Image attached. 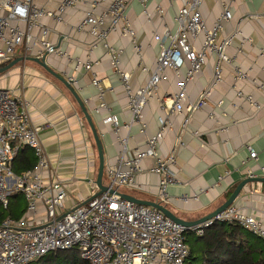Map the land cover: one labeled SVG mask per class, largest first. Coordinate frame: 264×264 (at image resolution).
<instances>
[{
    "label": "crops",
    "instance_id": "1",
    "mask_svg": "<svg viewBox=\"0 0 264 264\" xmlns=\"http://www.w3.org/2000/svg\"><path fill=\"white\" fill-rule=\"evenodd\" d=\"M91 1H99L95 12L101 14L112 0H87ZM229 1L203 0L201 12L208 28L213 27L222 12V3ZM61 3L62 0H52L46 8L59 13ZM182 5L181 0H133L126 15L135 32V43L132 37L122 35L120 31L108 34L106 43L120 53V68L131 75L129 84L132 91L147 84L162 48L156 35L162 36L166 28L176 31L175 18ZM157 7L163 10L162 16L157 13ZM87 9V3H82L76 8L66 9L61 22L52 19H43L42 22L50 29L49 40L70 56L63 59L49 56L47 62L63 78L74 77L73 87L92 115L103 143L105 170L119 160L122 150L119 139L128 140L127 148L131 155L137 148L145 150L147 137L160 130L159 118H167L171 127L166 129L158 152L163 158L175 155L176 160L171 166L175 182L168 188L169 199L164 206L179 219L194 222L212 214L248 178L249 170L256 178H264L261 170L264 167V0L232 2L233 20L225 25L220 38L231 37L236 29L239 30L227 55L234 66L247 74L248 79H235L232 69L224 66L222 81L213 86L217 58L211 54L202 71L187 85L185 110L171 115L168 110L172 106L170 96L177 91L178 78L174 71L166 70L167 79L159 84L158 96L150 101L143 113L148 126L146 134L141 133L139 125L134 124L130 131L125 127L131 121L128 94L111 64L104 42H99L91 50L96 38L88 30L79 29ZM252 16L257 18L252 19ZM110 22L107 17L103 27L107 28ZM21 28L25 29V26L21 25ZM190 42L198 51L203 38L194 41L190 37ZM21 57L23 55L17 53L15 60ZM78 60L94 63L93 71L107 88L104 97L110 113L118 118V133L103 124L109 111H96L98 91L85 68L75 71ZM186 72L187 67L181 70V76L184 77ZM209 87L211 95L207 104L193 114L183 129L186 107L196 102ZM0 89L11 90L16 97L29 103L32 123L41 129L40 139L52 168L68 191L67 211L97 195L99 190L92 189V185H96L99 168L97 147L72 93L33 62L20 63L0 75ZM248 96L254 99L259 109L247 101ZM210 113L214 114L213 119ZM179 136L182 137L181 146L177 144ZM248 147L257 153V161L249 159ZM154 164L152 159L144 160L142 173L137 176L138 186L122 188L118 192L139 200L157 202L160 177L149 172ZM123 168L127 169L126 166ZM106 179L105 171L104 183ZM231 206L254 216L264 226V183L245 186Z\"/></svg>",
    "mask_w": 264,
    "mask_h": 264
},
{
    "label": "built area",
    "instance_id": "2",
    "mask_svg": "<svg viewBox=\"0 0 264 264\" xmlns=\"http://www.w3.org/2000/svg\"><path fill=\"white\" fill-rule=\"evenodd\" d=\"M51 1L0 0V67L14 61L17 53L25 58H70L68 53L49 40L50 29L42 20L61 22V15L66 9L87 3L86 16L79 29L88 30L96 38L90 46L91 50L99 42H104L111 64L128 94L131 121L125 127L129 131L136 124L140 126L141 133L146 134L148 126L143 120L144 110L158 96V86L166 81L165 72L168 69L174 71L178 78L177 91L170 96L172 106L168 110L171 115L185 110V102L188 100L187 85L202 71L211 54L217 58L213 86L222 81L224 66L232 69L235 79H248L247 74L234 66L227 55L239 30L236 29L231 37L220 40L225 25L233 20L231 3L237 0L222 3V12L212 28H208L201 12L203 0H181L183 5L175 18L177 29L173 32L166 28L162 36L156 35L162 47L156 68L149 75L147 84L136 91L130 88L131 75L120 68V53L106 43L108 34L114 31L129 35L135 43V32L126 15L133 0H112L108 9L101 14L95 12L100 5L99 1L62 0L59 13L47 10L46 6ZM156 10L159 15L164 14L160 7ZM107 17L111 22L104 28ZM256 18L257 16H252V19ZM190 37L194 41L199 37L203 38L200 50L194 48ZM77 64L75 71L85 68L91 74L92 85L98 91L99 106L96 111H109L103 124L118 133V118L110 113L104 97L107 88L93 71L94 63L90 60L81 63L78 60ZM185 67L187 72L182 77L180 73ZM65 79L72 84L75 80L73 76ZM210 95L209 87L199 95L196 102L186 107L187 118L183 129H186L193 114L205 107ZM246 99L260 108L251 96ZM210 118H214L213 113H210ZM159 124L160 130L147 137L146 149L137 148L132 155L127 148L128 140L119 139L122 148L120 157L117 163L107 166L105 187L115 191L136 188L137 176L142 173L141 163L152 159L155 164L149 172L160 177L157 202L162 205L168 202V188L175 182L171 166L176 158L175 155L167 158L160 156L159 144L171 123L167 118H159ZM40 130L32 123L29 103L16 97L11 90L0 89V205L8 209L11 198L21 195L27 208L20 220L8 218L0 223V264H31L46 255L72 250L88 264H186L190 251L185 234L193 232L202 236L204 230L215 223H236L264 240L262 222L234 206L227 208L213 220L190 229L176 224L157 209L129 202L110 191L91 196L75 209L67 211L68 191L52 168L40 139ZM195 135L198 137V133ZM177 144H183L181 136L178 137ZM24 147L33 151L37 165L35 169L17 176L12 163L19 150ZM248 150L249 159L257 161V153L250 147ZM124 166L127 167L126 170ZM261 170L264 172V167ZM247 176L257 177L252 170L248 171ZM92 189H98L97 185L93 184Z\"/></svg>",
    "mask_w": 264,
    "mask_h": 264
},
{
    "label": "trees",
    "instance_id": "3",
    "mask_svg": "<svg viewBox=\"0 0 264 264\" xmlns=\"http://www.w3.org/2000/svg\"><path fill=\"white\" fill-rule=\"evenodd\" d=\"M37 161L31 149L21 148L12 168L17 176L35 169ZM26 202L21 195L11 198L8 209L0 205V223L10 218L20 220L26 213ZM189 246L186 264H264V240L236 223H215L202 236L185 234ZM31 264H88L78 253L60 251L46 255Z\"/></svg>",
    "mask_w": 264,
    "mask_h": 264
},
{
    "label": "water",
    "instance_id": "4",
    "mask_svg": "<svg viewBox=\"0 0 264 264\" xmlns=\"http://www.w3.org/2000/svg\"><path fill=\"white\" fill-rule=\"evenodd\" d=\"M47 60L48 59L46 56L41 58V59L34 58V57H27V58L21 57L19 59L12 61L10 64H8L6 66L0 67V75L7 73L8 71L13 69L15 66H17L20 63L33 62V63L38 64L40 67H42L50 75H52L53 77L58 79L72 93L73 97L76 99V101H77V103H78V105H79V107H80V109L84 115L86 122L88 123V126L92 132V135H93V138L95 141V145L97 147L98 158H99L98 175H97V179L95 181V183L99 189L97 196H99V195H101L107 191H110V193H112V194L116 193L122 199L127 200L129 202L135 203L137 205L147 206L150 208L157 209L160 212H162L168 219L172 220L176 224H179L183 227H186L187 229H190V228L202 225V224H204L210 220H213L217 215L224 212L227 208H229L232 204H234V202L239 197V195L241 194L244 187L247 186L248 184L264 183V178H247V179H245L244 181H242L240 183V185L232 193L231 197L221 207H219L216 211H214L212 214L208 215L207 217H204V218H202L198 221H194V222H188V221H184V220L179 219L174 214H172L164 205H162L158 202L139 200V199H136L135 197L125 195V194H121L118 191L110 190L108 187L104 186L103 180H104V172H105V167H106L105 166L106 159H105L103 143L101 141V137L99 135V131L97 129L95 121H94L92 115L90 114V112L87 110L85 103L82 101V99L78 95L77 91L73 87V84L69 83L65 78H63L61 75L56 73L49 66Z\"/></svg>",
    "mask_w": 264,
    "mask_h": 264
}]
</instances>
